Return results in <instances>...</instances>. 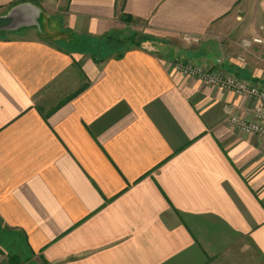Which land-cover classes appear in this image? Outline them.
I'll list each match as a JSON object with an SVG mask.
<instances>
[{"label": "crops", "instance_id": "1", "mask_svg": "<svg viewBox=\"0 0 264 264\" xmlns=\"http://www.w3.org/2000/svg\"><path fill=\"white\" fill-rule=\"evenodd\" d=\"M13 3L39 28L0 37V229L45 264H264V139L227 124L254 102L173 69L262 79L264 0H0V16ZM131 24L158 41L118 57L102 38Z\"/></svg>", "mask_w": 264, "mask_h": 264}, {"label": "built area", "instance_id": "2", "mask_svg": "<svg viewBox=\"0 0 264 264\" xmlns=\"http://www.w3.org/2000/svg\"><path fill=\"white\" fill-rule=\"evenodd\" d=\"M186 42H198L195 38H184ZM254 43L261 44L259 39L254 40ZM173 69L179 75H184L190 79H197L201 84L217 89L234 93L235 96L242 99H249L259 104L253 109L254 121L245 122L235 113L228 115L227 124L232 129H237L245 134H253L264 139V87L260 84H251L243 82L235 76H222L221 70L204 69L195 64L175 63Z\"/></svg>", "mask_w": 264, "mask_h": 264}, {"label": "rangeland", "instance_id": "3", "mask_svg": "<svg viewBox=\"0 0 264 264\" xmlns=\"http://www.w3.org/2000/svg\"><path fill=\"white\" fill-rule=\"evenodd\" d=\"M128 24H130V23H128ZM133 27H135V28H133L132 30L131 29H128V31H126L125 32V37H128L129 36V34L130 33H132V34H134L136 37H135V39H136V41H139V42H141L140 43V47H142V45H144V44H154L155 42H157L158 40H156V39H153V38H151L150 36H148L144 31H142V30H140L141 29V27L139 26H136L135 24V26L133 25V24H131ZM141 40V41H140ZM183 42H186V41H184V40H182ZM234 42H235V45H234V47L236 48V49H238V50H236V56L234 57V62H233V64L234 65H237L239 68H242V67H244L245 66V64L246 63H244L243 61H242V59L240 58V55H239V44L238 43H240V41L237 39V37H235L234 38ZM105 44V43H104ZM106 47H108V46H106ZM140 47H137V48H140ZM131 49H133V48H131ZM119 52V51H118ZM118 52H116L117 54H118ZM115 54V53H114ZM113 55V54H112ZM183 63H185V64H191V65H193V64H195L196 66H199V67H202V68H204L205 69V67H203V66H200V65H197L196 63H192V62H189V61H185V62H183ZM258 64V63H257ZM258 69H260L261 67H262V64H258L257 66H256ZM208 69V68H207ZM214 69H216V70H221L222 71V73H221V75L222 76H226V77H228V76H235L236 78H238L239 80H241V81H243L244 83L245 82H247V80H244V78L243 77H238V76H236L235 74H230V73H227V72H225L223 69H222V67H221V64L219 63L217 66H216V68H214ZM262 69V68H261ZM264 78V77H263ZM256 79V80H254V83H251V84H256V85H258V84H260L262 87H264V79ZM192 80H197V79H192ZM198 81V80H197ZM199 82V81H198ZM200 83V82H199ZM247 83H249V82H247ZM201 84V83H200ZM201 85H203V84H201ZM204 87H207V86H205V85H203ZM234 94V93H233ZM235 95V94H234ZM237 97V96H236ZM254 102V101H253ZM257 106H259V104L258 103H256V102H254V105H253V108L252 109H254L255 107H257ZM17 249L20 251V252H22L23 253V255H22V257L19 259V264H44V262L42 261V260H40V261H34L33 260V257H31V255H29V252L27 253V252H25L26 250H25V246H24V244L21 242V238H18V237H14V236H12V235H9V234H6V233H4L3 232V230L2 229H0V250L1 251H3L4 252V254H5V256H6V259H7V261L9 262V257H11L12 256V254H14V253H16L17 252ZM19 252V253H20ZM10 264H11V262H9Z\"/></svg>", "mask_w": 264, "mask_h": 264}, {"label": "trees", "instance_id": "4", "mask_svg": "<svg viewBox=\"0 0 264 264\" xmlns=\"http://www.w3.org/2000/svg\"><path fill=\"white\" fill-rule=\"evenodd\" d=\"M15 4L16 3H13L9 7L12 8V6ZM124 21L126 24L132 22V20L129 16L124 17ZM8 33H11V32H8ZM8 33H5V32L1 33L0 37L5 35V34H8ZM124 34L125 33H123V32H115L112 34L104 35L102 38V41L105 43V46H108V48L112 49L113 51H119L117 54L118 57H122L124 55V53L129 51V49H131V48L140 47L141 42L136 41V39H135L136 36L134 34L130 33L128 37H125ZM19 252L20 251L17 249V252L12 254L11 257H9V262H11V264H19L18 261L23 255L22 252H20V253ZM44 264H45V262H44Z\"/></svg>", "mask_w": 264, "mask_h": 264}, {"label": "water", "instance_id": "5", "mask_svg": "<svg viewBox=\"0 0 264 264\" xmlns=\"http://www.w3.org/2000/svg\"><path fill=\"white\" fill-rule=\"evenodd\" d=\"M33 7L29 5H16L4 16H0V34L14 33L29 26H37V19L33 14Z\"/></svg>", "mask_w": 264, "mask_h": 264}]
</instances>
